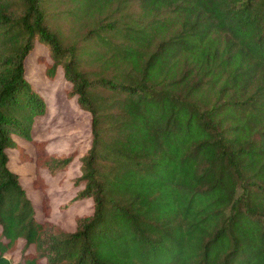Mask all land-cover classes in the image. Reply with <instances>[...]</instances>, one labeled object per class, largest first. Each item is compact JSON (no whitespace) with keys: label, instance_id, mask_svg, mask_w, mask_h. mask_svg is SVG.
Listing matches in <instances>:
<instances>
[{"label":"trees","instance_id":"16d2710c","mask_svg":"<svg viewBox=\"0 0 264 264\" xmlns=\"http://www.w3.org/2000/svg\"><path fill=\"white\" fill-rule=\"evenodd\" d=\"M62 1L0 0V264L21 240L17 264H264V0ZM37 42L92 116L75 183L94 211L73 231L40 221L9 167L47 111ZM36 145L53 174L76 156Z\"/></svg>","mask_w":264,"mask_h":264},{"label":"rangeland","instance_id":"374dc122","mask_svg":"<svg viewBox=\"0 0 264 264\" xmlns=\"http://www.w3.org/2000/svg\"><path fill=\"white\" fill-rule=\"evenodd\" d=\"M52 5L56 7L55 10L73 9V4L62 0H53ZM63 16L70 19L66 30L72 26L80 29L71 19L70 13ZM79 21L84 25L90 24V19ZM50 59L49 48L39 42L27 58V79L46 98L47 111L44 115L36 117L32 130L34 141L15 137L22 148L7 149L10 156L9 167L20 175V181L33 202L37 218L64 230L73 231L79 216L92 214L94 211L92 198L77 197L81 187L75 183L82 172V158L91 146L92 116L79 106L77 96L71 94V84L66 80L62 69L58 70L55 78L48 76L46 63ZM39 142H45L47 150L51 153L68 155L75 152L76 156L68 169L53 174L46 168L38 167L36 143ZM22 153L29 158L24 159ZM40 176L47 185L45 189L35 187V182ZM44 201L49 206L48 210L44 207ZM19 246L12 254L14 264L23 258L21 248L24 246V240L20 241Z\"/></svg>","mask_w":264,"mask_h":264}]
</instances>
